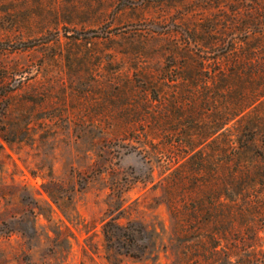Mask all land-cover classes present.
<instances>
[{
	"label": "rangeland",
	"instance_id": "rangeland-1",
	"mask_svg": "<svg viewBox=\"0 0 264 264\" xmlns=\"http://www.w3.org/2000/svg\"><path fill=\"white\" fill-rule=\"evenodd\" d=\"M240 111L264 174V0H0V264H179L168 201L218 202Z\"/></svg>",
	"mask_w": 264,
	"mask_h": 264
},
{
	"label": "trees",
	"instance_id": "trees-1",
	"mask_svg": "<svg viewBox=\"0 0 264 264\" xmlns=\"http://www.w3.org/2000/svg\"><path fill=\"white\" fill-rule=\"evenodd\" d=\"M245 117V112L240 111L238 114H226L222 119L223 129L232 122L241 123V126L235 128L234 134H230L232 130L229 128L223 133L225 179L218 202L193 199L185 188L180 190L178 201H168L180 242L179 264H264V250L259 245L261 238L252 225V221L264 220V197L253 194L255 188L264 186V174L257 172L253 163L242 160L257 137V127L242 125ZM177 143L182 146L183 142ZM190 154L193 165L201 166L199 170L202 172L205 153L194 148ZM201 178L200 174L193 179L184 177L192 186H200ZM130 229L133 230L132 225L127 227V231ZM105 235L110 244L117 240L112 224L105 227ZM141 252H145V247ZM126 253L139 258L136 252L127 250Z\"/></svg>",
	"mask_w": 264,
	"mask_h": 264
}]
</instances>
